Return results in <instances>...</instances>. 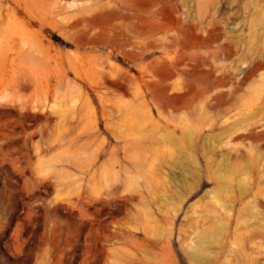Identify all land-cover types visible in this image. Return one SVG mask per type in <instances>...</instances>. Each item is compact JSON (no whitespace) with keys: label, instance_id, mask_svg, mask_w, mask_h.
<instances>
[{"label":"rangeland","instance_id":"1","mask_svg":"<svg viewBox=\"0 0 264 264\" xmlns=\"http://www.w3.org/2000/svg\"><path fill=\"white\" fill-rule=\"evenodd\" d=\"M0 264H264V0H0Z\"/></svg>","mask_w":264,"mask_h":264}]
</instances>
